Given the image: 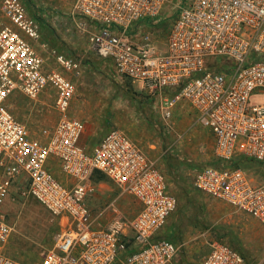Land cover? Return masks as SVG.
Masks as SVG:
<instances>
[{"label":"built area","instance_id":"built-area-1","mask_svg":"<svg viewBox=\"0 0 264 264\" xmlns=\"http://www.w3.org/2000/svg\"><path fill=\"white\" fill-rule=\"evenodd\" d=\"M69 15L96 55L158 101L164 119L178 107L192 109L212 136L217 162L193 169L194 189L264 227V0H72ZM39 30L23 0H2L0 264H26L6 251L15 195L63 226L38 264H178L183 244L159 237L177 207L166 176L121 129L90 151L82 146L85 125L70 115L74 84L45 72L34 46ZM53 58L64 72L80 75L78 61ZM48 86L57 92L58 119L33 135L11 101L36 100ZM95 174L136 202L133 218L96 224L88 205ZM107 208L116 211L114 204ZM200 238L207 247L201 264L242 263L230 244L207 231Z\"/></svg>","mask_w":264,"mask_h":264},{"label":"rangeland","instance_id":"rangeland-1","mask_svg":"<svg viewBox=\"0 0 264 264\" xmlns=\"http://www.w3.org/2000/svg\"><path fill=\"white\" fill-rule=\"evenodd\" d=\"M23 2L29 14L41 22L40 39L34 46L45 60V72H60L74 84L70 115L85 125L82 146L90 151L107 132L121 129L156 161L157 168L166 176L177 207L159 237L183 244L178 264H201L207 252L200 238L205 231L209 238L233 246L242 257L241 264H264V227L193 187V169L217 162L212 136L197 123L192 109L186 105L178 107L164 119L156 99L90 49L87 36L76 29L69 15L72 0ZM161 39L158 37L157 43ZM54 54L78 61L80 75L64 72L54 61ZM56 97L57 92L48 86L36 100L16 96L11 110L33 135H38L57 122L58 114L53 109ZM58 179L64 182L66 178L58 173ZM91 182L88 205L98 226L115 219L133 218L138 205L131 197L122 194L102 175H93ZM13 198L7 218L15 232L6 251L26 264H38L63 226L33 201L17 195ZM110 204H114L115 212L107 208Z\"/></svg>","mask_w":264,"mask_h":264},{"label":"trees","instance_id":"trees-1","mask_svg":"<svg viewBox=\"0 0 264 264\" xmlns=\"http://www.w3.org/2000/svg\"><path fill=\"white\" fill-rule=\"evenodd\" d=\"M36 19L38 20V22H39V24H40V23H41L40 20H39L38 18H36ZM99 175H100V174H99ZM102 176H103V175H102ZM103 177H104V176H103Z\"/></svg>","mask_w":264,"mask_h":264}]
</instances>
